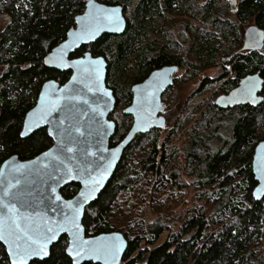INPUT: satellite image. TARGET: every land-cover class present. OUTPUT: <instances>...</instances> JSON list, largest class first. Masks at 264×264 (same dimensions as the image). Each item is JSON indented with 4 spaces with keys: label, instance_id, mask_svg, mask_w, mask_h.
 Here are the masks:
<instances>
[{
    "label": "trees",
    "instance_id": "obj_1",
    "mask_svg": "<svg viewBox=\"0 0 264 264\" xmlns=\"http://www.w3.org/2000/svg\"><path fill=\"white\" fill-rule=\"evenodd\" d=\"M0 1V13L10 20L0 32L1 165L10 156L24 161L52 146L46 129L25 139L19 135L24 116L34 106L42 83L54 80L62 85L68 80L70 72L46 68L43 59L75 26V17L83 12L87 0ZM96 1L122 5L127 29L121 35H104L71 57L90 52L107 63L106 85L113 90L116 101L111 116L116 129L110 146L117 144L129 129L130 118L122 115V110L129 104L130 86L156 68L180 66L187 57L194 63L200 61L198 71L219 67L197 91L212 88L214 95L226 93L247 74L259 72L264 97V50L236 54L228 63L229 69L219 63L240 47L236 21L253 23L264 30V0H241L233 12V24L227 19L228 6L218 8L214 1L198 11V16L191 9L194 0ZM175 7L208 27L209 32L190 30L187 25L185 31L177 34L179 37L173 38L172 30L165 26L164 14L173 13ZM160 22H164L163 34L150 40ZM217 35L220 44L214 41ZM188 38L192 43L186 49L182 41ZM205 39L213 40L212 44L205 46ZM221 41L226 46L219 53ZM176 51L184 52L183 59L179 54L173 55ZM203 104L204 101L195 106L197 119L190 125L182 151L175 146L171 149L170 143L187 124V111L179 113L175 119L178 125L162 140L158 138L161 130L137 135L107 186L85 209L82 224L86 236L120 232L126 238L128 247L120 264H264V199L257 202L252 198L256 182L251 171L254 148L264 140V101L256 108L243 105L226 111L218 109L212 100L199 108ZM217 122L220 127L224 125L227 135L224 139L219 137L218 144L211 147L209 133ZM220 127H216L217 131ZM261 127L263 131L258 133ZM186 188L199 192L200 197L210 191L206 204L213 208L207 213L201 206L182 209L176 219V231L172 232L168 224L172 214L163 220L161 211L169 212L165 199L177 201ZM78 189L77 184L67 185L61 195L70 199ZM146 211L155 215L149 222L144 218ZM164 234L166 238L155 246ZM66 242V236H62L52 246L48 259L30 264H71L65 254ZM0 264H9L1 244Z\"/></svg>",
    "mask_w": 264,
    "mask_h": 264
},
{
    "label": "water",
    "instance_id": "obj_2",
    "mask_svg": "<svg viewBox=\"0 0 264 264\" xmlns=\"http://www.w3.org/2000/svg\"><path fill=\"white\" fill-rule=\"evenodd\" d=\"M227 1L231 8L237 7V0ZM111 9L119 10V31H113V26L103 19L105 10ZM95 17L100 18L99 23L94 19ZM126 25L121 6L107 5L96 0H91L90 3V0H87L83 12L75 17V26L68 30L65 39L52 48L43 59L46 68L70 72V76L62 85L54 80L42 83L34 106L26 112L23 119L19 135L21 139L29 137L40 129H46L48 137L52 140V146L24 161L15 155L10 156L0 165V234L7 238L0 239V244L5 249L9 264L12 259L9 255L11 251L9 242L15 239L14 235H10V230H15L12 222L16 221L22 227L28 223L54 226L64 222L65 215L72 216L75 201L80 198L79 194L84 190L82 177H87L89 174L100 180V183L92 198L80 207L77 217V223L81 229L80 236L84 240H95L99 243L119 236L120 241L123 242V248L118 257V264L124 257L128 247L124 235L120 232H110L86 236L82 224L84 212L107 186L124 151L133 139L137 135H145L153 130L165 128L166 121L162 116L165 106L161 96L172 85L177 67L169 66L155 70L143 82L132 86V102L123 110L124 115L132 116V125L118 144L110 146L116 125L109 119L115 108V98L112 90L106 85L107 63L103 57H93L90 52H85L83 56L77 58L71 56L79 48L93 44L104 35L123 34ZM93 27H99L95 37L77 38V34L83 28ZM65 45L69 47L65 48ZM263 46V30L257 26L247 27L243 35L242 50L261 51ZM88 60L102 61L99 87L96 86L94 78L89 76V72L95 65L88 64ZM77 61H85V63L78 64ZM90 87L92 91H89ZM262 88L263 79L260 73L248 74L230 92L218 96L214 100V105L221 110L243 105L256 108L264 101V97L260 95ZM249 90H251L250 94ZM101 112L102 116L99 114ZM33 121H38L39 126L21 135L22 132H26L25 124ZM65 145L72 151L68 152ZM262 145L264 140L255 146L251 160V171L256 182L252 198L257 202L264 199V195L257 198V190L264 188V147ZM61 149L64 150L61 152ZM44 153H50V155L46 157ZM66 168L73 169L72 176H64V179H60ZM70 184L79 185V189L72 198L64 199L61 190ZM57 196L60 197L59 200L56 199ZM68 202H72L73 207H69ZM53 209L56 210L53 211ZM62 236H66L67 241L72 239L68 233L60 232L58 240ZM58 240L49 245V252ZM65 254L71 261L66 250ZM48 258L32 257L27 264ZM84 263L105 264L103 259H97L94 256L81 259L80 264Z\"/></svg>",
    "mask_w": 264,
    "mask_h": 264
},
{
    "label": "snow or ice",
    "instance_id": "obj_3",
    "mask_svg": "<svg viewBox=\"0 0 264 264\" xmlns=\"http://www.w3.org/2000/svg\"><path fill=\"white\" fill-rule=\"evenodd\" d=\"M91 3V0H90ZM118 9L105 10V15L103 19L112 27L113 31L120 30V17L118 15ZM97 23H99L100 18H94ZM99 27L93 28H83L80 33L77 34V38L88 37L93 38L98 33ZM65 48L69 45H65ZM88 64L95 65L89 76L94 78V82L97 87H99L100 82V65L102 61L99 60H88ZM78 64H84L85 61H77ZM89 91H92V88H89ZM249 90V94H250ZM110 99V97H109ZM101 116L103 113H99ZM99 123V122H97ZM39 122L33 121L31 123L25 124L26 132H22L21 135H25L27 132H30L33 127H38ZM103 127V125H101ZM110 128L111 125L109 124ZM79 131V129H76ZM51 135V132L49 133ZM264 147V145H262ZM65 148L68 152H71V148ZM64 149H61V152ZM50 153H44V156H49ZM63 165V161H61ZM73 169L66 168L64 175L60 179H64V176L71 177ZM80 175V173H77ZM83 183L85 185L84 190L80 192V198L75 201V207L73 208V214L71 217L67 215L64 216V222H59L56 225H47V224H37V223H28L25 226L13 221L14 231L10 230V235H14L15 239L9 242V247L11 249L9 255L11 256V264H27L28 260L32 257H39L44 259L49 257V245L58 240V233L66 232L72 239L66 242V252L69 257H71L72 264H80V260L84 257H95L97 259H103L105 264H118V257L123 248V242L120 241L119 236H115L110 240L99 243L95 240H84L80 236V225L77 223V217L80 213V207L83 203H86L89 199L92 198L93 193L97 190V186L100 183V180L91 177L89 174L87 177H82ZM53 192L55 189H52ZM7 195V193H5ZM260 195H264V188L257 190V198ZM57 200L60 199L59 196L56 197ZM69 207H73L72 202H68ZM7 207V205H5ZM56 209H53L55 211ZM70 225V227L68 226ZM0 239H7L3 234H0Z\"/></svg>",
    "mask_w": 264,
    "mask_h": 264
},
{
    "label": "rangeland",
    "instance_id": "obj_4",
    "mask_svg": "<svg viewBox=\"0 0 264 264\" xmlns=\"http://www.w3.org/2000/svg\"><path fill=\"white\" fill-rule=\"evenodd\" d=\"M239 1H241V0H238V2ZM214 2H215L214 6L217 5L218 8H222V7H224V5L228 6L227 19L229 20L230 24L237 22L236 23L237 25L234 26L235 32L237 33V35L242 37L245 29L248 27V25H250V23L240 24L238 21H236L235 16H234L233 12L231 11L230 4L228 3L227 0H215ZM206 3H207V1H205V0H194V1H192L191 9L193 8L195 10L196 16H198V14H197L198 11L203 10L206 7L205 6ZM173 11L174 12L169 14V15L164 14L165 15L164 21L166 22L165 26L169 27L170 30H172V33H173V34H171L172 37H174L175 34H177V33L179 34V32L181 30H183L182 26L184 24L186 26L188 25L190 27V30L198 28V30H200L199 32H204V33L209 32L208 27L198 26V23L195 19L188 17L186 15H183L180 12V10L178 9V7L173 8ZM9 22H10L9 17L3 13H0V32L5 29V27L9 24ZM163 23L164 22H160L158 24V26L156 27V32L154 33V35L150 36V40H156L158 38V36H161L163 34V31H164V27H163L164 24ZM175 32H177V33H175ZM159 33H160V35H159ZM161 39L163 40V37H161L159 39V42H161ZM214 41L217 42L218 44H220V38L218 37V35L214 39ZM203 42H204L205 46H209L212 44L213 40L205 39V41H203ZM182 43L185 44V47L187 49L188 47H190V43H192V40L188 38V39H185V41H182ZM225 46H226L225 42L221 41L220 50L218 52L219 53L222 52V50ZM198 62H200V61L196 60L195 63L193 62L194 63L193 68L196 69V71H193V76H192L193 81L189 80L188 84H186L185 81H182V82L179 81L178 82L179 87H181V90L183 92H177L176 95L178 97H182L183 99L188 94H189V96H192L193 110L189 111V114L186 117L187 118V124L185 123L184 126H186L187 128L184 126L181 127L180 131L178 133V137H176L175 139H172V142L170 143L171 149H173L175 146L177 148V150L182 151L183 147L186 145V143H187L186 139H187L188 133L190 132V125L197 119L195 117V114H197L198 112H197L195 106L199 105L201 102L204 101V104L200 105V107H199V108H204L210 102V100H212L214 103L215 98L218 96V95H214V89H212V88L204 89L201 92L197 91V89L200 85V81H202L204 78L213 77L215 75V71H217V68H219V67H217V68H213V69L198 71V68H199ZM219 63L221 65L227 66V69L229 68V65L223 63L222 60L219 61ZM0 73H1V69H0ZM194 95H195V99H194ZM167 111L168 112L165 115L166 116V126L164 129H161L160 133H158V135H159L158 138L161 140L167 135V133L169 131L172 130L173 127L178 125L177 122H175V119L179 116V113H180L179 110L172 112L169 109ZM216 127L217 128L220 127L218 122L212 125L210 133H209L212 137V139L210 141L212 143L211 147H215L218 144L219 137L224 139L227 135L225 128H224V125H222V127H220V131L219 130L217 131ZM262 131H263V128L261 127V128H259L258 133H260ZM198 195H199V192H194L191 188H188V189L186 188V189H184L183 192H180L179 198L177 201H175L174 198L171 200V202L168 199H165V200H167L166 203L168 204V206H169L168 209L170 211L167 213L161 211L162 212L161 217L163 220H165V219H167L168 215L172 214L169 217L170 221L167 220L168 224H170V226L173 229L172 232L176 231V228H177L176 227V219H177V216L182 209L184 211V210L191 209V207H193V206H196V207L201 206L203 212L207 213L210 210V208H213V206L206 204V202H209V200H210V199H207V196L212 195L210 193V191L208 193H205L204 196L201 195V197H200ZM164 197H165V194L162 195V198H164ZM154 216L155 215H153L152 213L146 211L144 218L147 219V222H149L153 219ZM166 236L167 235L164 234L158 240V242L156 243L155 246L160 245L163 242V240L166 238ZM261 246H262L261 251L264 254V244H262Z\"/></svg>",
    "mask_w": 264,
    "mask_h": 264
},
{
    "label": "flooded vegetation",
    "instance_id": "obj_5",
    "mask_svg": "<svg viewBox=\"0 0 264 264\" xmlns=\"http://www.w3.org/2000/svg\"><path fill=\"white\" fill-rule=\"evenodd\" d=\"M205 1H207V3H206V5L210 2V1H215V0H205ZM239 3H240V1L238 2V0H237V7L236 8H231V11L232 12H235L236 10H237V8H238V5H239ZM116 5H119V4H116ZM113 6H115V5H113ZM119 6H121L122 8H123V6L122 5H119ZM123 15H124V18H125V20H126V24H127V19H126V14L124 13V8H123ZM186 16H188V15H186ZM188 17H190V16H188ZM192 18V17H191ZM206 22V23H205ZM198 23V22H197ZM204 25H207V21H204ZM198 26H200V27H202L203 25H200L199 23H198ZM249 26H256L255 24H253V23H250V25H248V27ZM203 27H206V26H203ZM258 27V26H257ZM259 28V27H258ZM126 29H127V25H126ZM182 29L183 30H181V32L182 31H185L186 30V25L184 24L183 26H182ZM261 29V28H260ZM261 30H263V29H261ZM263 32H264V30H263ZM177 33V32H176ZM178 34V33H177ZM177 34H175V38H177L178 37V35ZM243 35H244V33H243ZM173 37V38H174ZM184 38V37H183ZM99 40V39H98ZM184 41V40H183ZM95 43V42H94ZM242 45H243V36L241 37V43H240V47H238V49H236L232 54H230L229 56H227V57H225V58H223L222 59V62L223 63H225V64H227L228 65V63L232 60V58L236 55V54H238V53H241V52H245V53H249V52H259V51H244V50H242ZM264 50V46H263V48H262V50L261 51H263ZM177 54H179L180 56H181V59H183V54H184V52L183 51H176L175 53H173V55L174 56H177ZM169 66H174V67H177V72L175 73V75H173V83H172V85L170 86V87H168L164 92H163V94H162V96H161V100H162V102H163V104H164V106H165V109H164V112L162 113V116L165 118V121H166V113L168 112L167 110H171L172 112H175V111H178L179 110V112H181V111H187V112H189V111H192L193 110V100H192V96H189V94L188 95H186V97L183 99L182 97H178L177 95H176V93L177 92H183L182 90H181V87H179V84H178V82L180 81V82H182V81H185V83L186 84H188V81L190 80H192L193 81V78H192V76H193V62L187 57L186 59H185V61H182L181 63H180V66H178V65H167V66H163V67H169ZM225 66V65H224ZM163 67H159V68H156V69H154V70H152L151 72H153V71H155V70H159V69H161V68H163ZM229 67H230V65H229ZM225 68H227V66H225ZM229 69V68H228ZM208 70V69H207ZM151 72H149L141 81H138V82H136V83H134V84H132L131 86H130V90H129V92H130V97H129V104H127L124 108H123V110L124 109H126L128 106H130V104H131V102H132V92H131V88H132V86H134L135 84H139V83H141V82H143L146 78H147V76L151 73ZM256 73V72H255ZM253 74V73H252ZM248 75V74H247ZM245 77V76H244ZM242 79V78H241ZM240 79V80H241ZM204 80H206V78H204L202 81H200V84L204 81ZM239 80V81H240ZM239 83V82H238ZM190 84V83H189ZM238 85V84H237ZM200 86V85H199ZM236 87V86H235ZM234 87V88H235ZM234 88H232V89H234ZM232 89H230L229 91H227L226 93H221V94H219L218 96H220V95H224V94H227L228 92H230ZM112 92H113V90H112ZM260 95H261V93H260ZM113 96H114V94H113ZM217 96V97H218ZM216 97V98H217ZM114 98H115V96H114ZM215 98V99H216ZM115 103H116V101H115ZM115 109V108H114ZM228 109H232V108H228ZM228 109H226V110H228ZM123 110H122V115H124L123 114ZM226 110H224V111H226ZM114 112V111H113ZM113 114V113H112ZM112 114L109 116V119L110 120H112V121H114L112 118H111V116H112ZM125 116H127V117H129L130 118V126H129V129H130V127H131V125H132V122H133V118H132V116L131 115H125ZM116 125V124H115ZM129 129H128V131H129ZM128 131L126 132V134L128 133ZM125 134V135H126ZM125 135L123 136V138L125 137ZM122 138V139H123ZM121 139V140H122ZM121 140H119L118 142H117V144L121 141ZM134 140V139H133ZM116 145V144H115ZM114 145V146H115Z\"/></svg>",
    "mask_w": 264,
    "mask_h": 264
}]
</instances>
